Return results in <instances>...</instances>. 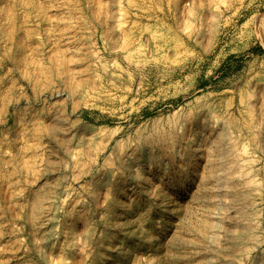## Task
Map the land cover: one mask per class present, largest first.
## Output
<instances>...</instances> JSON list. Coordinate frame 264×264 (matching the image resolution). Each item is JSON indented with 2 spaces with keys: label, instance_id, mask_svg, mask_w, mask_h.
I'll list each match as a JSON object with an SVG mask.
<instances>
[{
  "label": "rangeland",
  "instance_id": "374dc122",
  "mask_svg": "<svg viewBox=\"0 0 264 264\" xmlns=\"http://www.w3.org/2000/svg\"><path fill=\"white\" fill-rule=\"evenodd\" d=\"M263 26L264 0H0V264H178L184 228L192 264H264Z\"/></svg>",
  "mask_w": 264,
  "mask_h": 264
},
{
  "label": "bare ground",
  "instance_id": "6f19581e",
  "mask_svg": "<svg viewBox=\"0 0 264 264\" xmlns=\"http://www.w3.org/2000/svg\"><path fill=\"white\" fill-rule=\"evenodd\" d=\"M58 23H61V22H58ZM262 37L264 38V26L262 28ZM55 119H56V117H52L49 120L53 121ZM66 128H68V127H66ZM213 147H215V146L212 145L211 148L213 149ZM214 162H215V166H216L215 168L216 169L211 173V175H207L206 177H204V181L206 184L203 185V189L201 192L202 195H200L201 196L200 201L203 203H198L199 200L196 199L194 196L189 197L184 202L185 214H184L183 222H184V224H186V226L191 227L194 224V220H193L194 216L201 215L204 219H205V217H206V219L213 217L214 211L209 209V206H208L209 203H211L213 205L212 209L217 210V203H215V200L213 203V200H211V199H209L207 201L206 197L209 195H212L214 191H216L220 188L222 180H224L228 176L229 171H228V168L226 166L224 159L220 158V156L215 157ZM208 185H209V187H208ZM205 194H206V197H204ZM207 202H209V203H207ZM46 204L48 206H51L52 198L48 199V202ZM213 219H216V218L213 217L212 220ZM207 221L209 222V220H207ZM203 226H204V228H206V226H208V225H206L205 221H204ZM211 227H209L208 230H210ZM209 234H212V233H209ZM177 238L178 239L174 240L171 243L170 247L172 249L178 251V253L181 255V257L178 261V264H192L197 259L198 256H203V255L209 256L206 253V250L202 245H199L196 247L197 252H195V253L191 252L192 249H194V246L192 245V242L190 240V234L187 231H185V228L182 230L181 234H179V236ZM212 262H213V257L209 258L208 262L206 264H213Z\"/></svg>",
  "mask_w": 264,
  "mask_h": 264
}]
</instances>
